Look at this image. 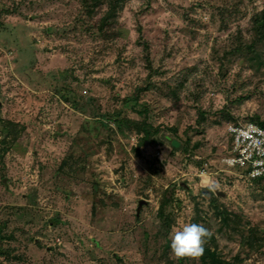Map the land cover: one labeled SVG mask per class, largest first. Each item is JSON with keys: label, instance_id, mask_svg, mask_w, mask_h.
Returning <instances> with one entry per match:
<instances>
[{"label": "rangeland", "instance_id": "rangeland-1", "mask_svg": "<svg viewBox=\"0 0 264 264\" xmlns=\"http://www.w3.org/2000/svg\"><path fill=\"white\" fill-rule=\"evenodd\" d=\"M107 9L0 0V264H264V180L223 160L264 120V0ZM185 223L221 262L174 257Z\"/></svg>", "mask_w": 264, "mask_h": 264}, {"label": "built area", "instance_id": "built-area-1", "mask_svg": "<svg viewBox=\"0 0 264 264\" xmlns=\"http://www.w3.org/2000/svg\"><path fill=\"white\" fill-rule=\"evenodd\" d=\"M231 148L223 160L232 167L240 168L239 176L250 181L264 180V127L247 121L231 124Z\"/></svg>", "mask_w": 264, "mask_h": 264}, {"label": "trees", "instance_id": "trees-1", "mask_svg": "<svg viewBox=\"0 0 264 264\" xmlns=\"http://www.w3.org/2000/svg\"><path fill=\"white\" fill-rule=\"evenodd\" d=\"M124 1L125 0H104L105 4L108 6V9L106 10V12L104 13V15L101 17L102 19L100 20V29L102 31H104V28L106 26L111 25V22L115 23L116 21V14L117 11H119L121 9V7L124 5ZM256 24H257V28L260 31L261 34H264V9L261 11L260 14L257 15L256 18ZM139 112H144V110H140ZM131 119H120L119 120V124L118 126H122L123 123H127V122H131ZM261 126L264 127V120L260 121L259 123H257ZM139 130L141 131L142 129L146 130L148 127V123L146 121H142L139 123ZM262 178H256L252 181H262ZM171 202V195L168 197L167 192H165L164 197L161 199L160 201V207H159V214L162 216L164 215V210L166 208V206ZM226 213V214H225ZM219 215H221V220L225 221V222H229V221H236V218H232V214L228 211L224 212V211H220ZM167 226H170V223L168 222ZM212 237V236H211ZM204 253L201 257V259H203L205 261H207L208 259L212 260L213 262H221L217 253L216 249H213L212 246L210 245V241H207L206 244L204 245ZM180 264H182L180 262Z\"/></svg>", "mask_w": 264, "mask_h": 264}, {"label": "clouds", "instance_id": "clouds-1", "mask_svg": "<svg viewBox=\"0 0 264 264\" xmlns=\"http://www.w3.org/2000/svg\"><path fill=\"white\" fill-rule=\"evenodd\" d=\"M211 236V230L203 224L185 223L182 227H174L171 234L172 254L177 259H198L203 255L204 245Z\"/></svg>", "mask_w": 264, "mask_h": 264}, {"label": "water", "instance_id": "water-1", "mask_svg": "<svg viewBox=\"0 0 264 264\" xmlns=\"http://www.w3.org/2000/svg\"><path fill=\"white\" fill-rule=\"evenodd\" d=\"M173 145H174V146H178V143L174 140V141H173ZM145 204H147V200H145V199H141V200L138 202L137 216L140 215V213H141V209H142L143 205H145Z\"/></svg>", "mask_w": 264, "mask_h": 264}]
</instances>
